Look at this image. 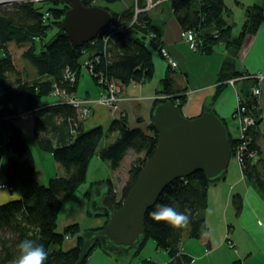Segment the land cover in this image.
<instances>
[{
  "label": "trees",
  "instance_id": "16d2710c",
  "mask_svg": "<svg viewBox=\"0 0 264 264\" xmlns=\"http://www.w3.org/2000/svg\"><path fill=\"white\" fill-rule=\"evenodd\" d=\"M106 1L116 5L120 3L117 4V0ZM49 2H44L49 5L45 8H40V4L33 1L0 3V86L3 88L0 94V172L3 131H6L10 154L6 161L7 181L2 183L6 185L3 188L12 187L9 190L18 194V197L0 204V264H11L18 255L17 245L24 239L43 244L48 253L44 264H74L82 253L84 242L102 231L107 221L102 227L88 230L81 231L79 224L73 223L66 226L64 231H58V216L62 208L61 191L75 190L86 180L90 160L95 154L110 160L117 168L131 149L138 154L137 162L132 164L127 182L121 191L117 193L108 188L99 192V197L92 201V204L98 205L105 213L106 207L101 203L103 196L108 193L111 200L116 198L115 204L120 207L158 141L157 131L151 122L152 133H148L140 127L129 126L127 116L121 114L120 118L114 119L110 124V130L117 131L118 135L110 143L100 147L105 134L104 127L99 125L84 130L77 125V132L74 133L71 119L76 124L81 117L77 106L74 107L64 94V98L54 99L52 104L40 106V102L42 96L51 94L55 87L68 95L76 93L82 74L81 60L86 54L91 57V62H95L94 76L91 75L97 84H100L97 73L103 78L106 77L107 81L115 80L123 85L130 84L131 81L141 83L150 79L154 73L152 51L159 49L161 52L164 45L160 37L161 26L148 15L147 10L138 12L136 18L134 7L130 6L126 10L114 12L113 17L114 20L124 23L132 22L133 29L128 33L117 32L113 35L106 52L103 50L104 40L99 35L83 46H76L61 26V20L69 7L66 1ZM84 2L92 4L98 1ZM168 3L183 29L196 32L203 52H209L218 42L226 45L228 54L220 72L221 78L226 80L228 77L246 73L235 67L236 58L244 46V39L242 35L234 36L232 25L224 19L227 8L225 0H169ZM246 11V31L255 32L260 21H264L263 1L253 2L247 6ZM45 12L50 13L47 19L44 18ZM96 54L101 58L94 56ZM28 62L36 71V77L31 79L26 75ZM67 69L76 74L75 81L67 76ZM163 81L161 92L175 102L178 100V105L182 106L186 98L182 94L185 92L184 87H180L169 77ZM255 85L256 82L247 87L248 100L242 98L249 110H252L255 122L247 126L242 135L239 132V123L238 135L234 136L230 130L228 133L233 154L237 155L238 147L243 143L240 159L238 158L243 175L264 195V112L258 109L257 97L249 93L250 86L252 91V86ZM163 100L158 98L154 103ZM32 112L37 120L35 136L40 148L52 152L54 159L63 168V174L53 176L47 183H43L36 174L35 154L17 120L21 114ZM235 118L237 119L236 115ZM223 121L225 122L224 118ZM44 129L47 131L41 134L40 131ZM144 151L142 158L139 154ZM212 184L215 183L210 182L202 170L168 184L156 203L146 212L145 236L138 243V247L134 248L135 252L142 248L148 237H152L157 246L167 249L174 258L181 259L179 243L183 236V227L155 222L149 214L155 210L157 204L173 207L188 215L191 233L202 238L207 234L204 209L208 205L207 193ZM90 191H86L87 196L92 193ZM118 195H121L119 199ZM234 199L236 208L240 209L242 198L236 194ZM70 234L76 235L77 240L73 245L65 247V241ZM98 245L107 248L110 253L123 252L115 250L106 240L93 241L89 247L90 252ZM89 255L83 264L87 263ZM137 264L160 263L148 257ZM233 264H243V261L238 259Z\"/></svg>",
  "mask_w": 264,
  "mask_h": 264
},
{
  "label": "crops",
  "instance_id": "0c3cea01",
  "mask_svg": "<svg viewBox=\"0 0 264 264\" xmlns=\"http://www.w3.org/2000/svg\"><path fill=\"white\" fill-rule=\"evenodd\" d=\"M146 1L147 0H140L137 4L145 6L144 4ZM160 1L154 0L155 5H151L150 8L146 10L148 11V15L161 26L160 37H162V42L168 49L171 57L177 61V65L171 66L168 59L160 50L154 49L152 51V59L154 62L153 75L150 79L141 81V83L131 81L132 83L125 84L122 91L124 98L119 100L118 108L108 107L99 102L92 105V112L88 114L86 118L81 117L74 127H72V130L76 133L75 127L77 125L84 130L90 129L93 125H101L104 127L106 135H108V139H102L100 147L107 145L118 135L117 131L110 130V124L114 119L120 118L121 114L127 116L129 126L140 127L142 130L144 129L146 132L152 133V129L150 128L152 119L151 113L155 105L154 102L157 99L156 97L163 88V80L166 77L175 80L180 87H184L185 92H182V94H184L186 98L181 108L185 115L191 117L197 116L205 107L211 106L218 115L220 114L225 122H227L228 130L230 124H234L236 127L234 136L238 135L237 126L239 122H237L235 118L234 110L236 109L240 97L248 100V93L245 89H247L249 85L245 83L249 82L251 85V81L240 79L235 82V84L230 82L227 83V79L224 80V78H221L220 72L228 54L226 45H224L223 42H218L209 52L193 50L189 46L187 40L181 36L183 27L176 20L171 4ZM233 1H235L236 4L232 3L229 5L226 2L227 8L224 16L227 23L232 25V34L234 33V28L237 23L235 16L232 15L233 12L231 7L237 5L239 9H242L245 13L246 21L247 6L258 0ZM262 1L264 3V0ZM132 2H134V6L137 5L136 0H123L120 2V5L113 4L112 2L108 4H110L115 11H123L130 6L134 7ZM245 33V35H242L241 32L238 34L242 35L244 46L241 48L236 58L235 67L237 70L244 72L264 73V21H260L255 32L245 31ZM233 35L236 36L235 34ZM85 71H81L82 74L80 77H82ZM256 83H258L259 87L262 89L260 95L256 98L258 99V109L264 112V78H261ZM100 90L101 86L97 84L92 77V79L86 78L83 84H81L80 91L76 90L77 92L75 94L82 97H87V95L96 97ZM249 90V93H251V86ZM42 97L40 106L52 104L54 100L51 94ZM17 120L22 131L25 133L27 142H29L32 148V152L35 154L36 174H38L39 179L43 183H47L53 176L63 174V168L60 162L53 160V153L42 150L38 144L35 136L37 120L35 119L34 113L24 114ZM46 131L47 130L44 129V131L41 130L40 132L44 134ZM33 144H35V146H33ZM36 149L37 152H39L40 159L36 157ZM130 151H132V153L135 152L130 149L128 153H130ZM2 154L0 183L7 181L5 172L7 168L6 157L8 159L10 154L8 148L6 150L2 148ZM95 155L99 156L98 154ZM102 160L105 163L102 170L105 171L109 177L105 178L99 176L89 181L93 201L96 197H99V192L105 191L108 188L119 193L127 182L126 180L129 177L131 168L130 163L122 170L123 160L117 170L122 171V173L125 171V173H121L117 176V171L110 168V162L105 159ZM114 172L116 173V178L114 177ZM122 175H124V177H121ZM242 179L243 180L230 184L229 187L231 189L225 196L224 193L226 189L223 188V183L218 187L219 192L210 189L212 186L209 187L207 193L208 205L204 209L207 234L202 238L194 236L190 231V224L188 223L187 226H184L182 232L183 236L179 243V254L181 259L178 260L169 255V251L163 247L157 246L154 239L152 245H147L148 238L142 248L137 252L133 249L130 252H126L128 254L125 252L122 253L126 254L127 258L131 261H133L134 257L137 255L139 261L149 257L160 264H187V262L188 264H233L238 259H241L243 264H264V243L262 244L261 242H264V238H262L264 237V223L261 224L262 219H260L258 215L260 214V210L264 209V195L246 176L242 175ZM213 188H216V186ZM236 194L242 198L240 211H237L235 206L234 196H236ZM15 197H18L16 191L12 192L7 188L0 190V204L14 199ZM219 197L223 202L219 201ZM73 213L74 214L59 212L61 215L60 217L58 216V231H64L66 226L73 223H78L81 227V231L101 227L108 219L104 211L93 212L91 216H87V214L81 212V210L80 212L79 210H75ZM238 230L247 232V235H244L247 236L246 239L240 241L237 235ZM206 236H208V238H206ZM227 238H231L236 243L235 249L228 246L226 242ZM76 240V235L70 234L65 241V247L73 245ZM100 246H95L93 248L94 250L90 257H93L92 255L96 252L95 254L100 259L106 262L113 261V263L116 264L115 259H113L111 256L112 254L107 248L102 247V245ZM86 264H89L88 261Z\"/></svg>",
  "mask_w": 264,
  "mask_h": 264
},
{
  "label": "water",
  "instance_id": "95a60500",
  "mask_svg": "<svg viewBox=\"0 0 264 264\" xmlns=\"http://www.w3.org/2000/svg\"><path fill=\"white\" fill-rule=\"evenodd\" d=\"M69 6L61 20V26L76 46L92 41L113 20L116 12L112 6L84 0H65ZM246 22V21H245ZM246 22L241 31L245 35ZM151 123L157 131L156 148L144 166L120 207L108 193L101 205L108 215L106 227L89 237L82 253L74 264H83L93 241L106 240L123 252L138 247L145 236L146 212L153 206L164 188L178 178L202 170L210 182L226 178L232 157L231 140L223 117L211 107L191 117L183 113L181 106L172 98L158 101L152 110ZM72 127L75 120L71 119Z\"/></svg>",
  "mask_w": 264,
  "mask_h": 264
},
{
  "label": "rangeland",
  "instance_id": "374dc122",
  "mask_svg": "<svg viewBox=\"0 0 264 264\" xmlns=\"http://www.w3.org/2000/svg\"><path fill=\"white\" fill-rule=\"evenodd\" d=\"M50 0H39L38 2H35L36 4H40V8H45V6H49V5H47V4H44V2L45 3H47V2H49ZM99 3H105V4H108V3H110L109 1H106V0H97ZM116 1V0H115ZM114 1V2H115ZM118 2H117V4L119 3V2H122L123 0H117ZM161 1H164V2H168L169 0H161ZM160 1V2H161ZM229 5L230 4H236L235 3V1H233V0H225ZM259 1H261V0H259ZM247 2V1H246ZM133 3L134 2H132V5H133ZM49 4H51L50 2H49ZM113 4H115V3H113ZM119 5H120V3H119ZM134 6V5H133ZM235 6V5H234ZM136 7V6H135ZM236 7V8H235ZM235 7H231L232 8V15L233 16H235V18H236V23H237V25H236V27L234 28V33L233 34H235L236 36H238V34H240V32L242 31V29H243V26L245 25V13L242 11V9H239L238 7H237V5L235 6ZM113 8V7H112ZM247 12V11H246ZM248 13V12H247ZM176 17V16H175ZM53 30H54V28H53ZM52 31V30H51ZM56 30H54V32H55ZM182 33V32H181ZM181 36H182V34H181ZM195 50H201L200 49V47H198L197 49H195ZM202 51V50H201ZM163 54V53H162ZM27 65H28V70H27V72H26V75L27 76H29V79H31V78H33V77H36V71L33 69L34 68V66L31 64V63H27ZM250 74H256V76L255 77H250V78H243V79H247L248 81H251V84L252 85H254L255 84V82H257V81H259L261 78L263 79L264 78V73L263 72H249V75ZM258 74H261V78L260 77H258ZM235 76H237V75H235ZM86 78H90V79H92V76H91V74L90 73H87L86 71L84 72V74L82 75V77H80L79 78V81H78V88H77V90L78 91H80V87H81V84H83V82H84V80L86 79ZM229 78V77H228ZM228 80V79H227ZM237 81H239V80H237V78H236V80L234 81V83L235 82H237ZM80 82H81V84H80ZM130 83H132V82H130ZM236 84V83H235ZM246 85H250V83L249 82H246L245 83ZM256 85H258V83H256ZM245 89V88H244ZM245 90H247V89H245ZM3 92V88L0 86V94ZM77 92V91H76ZM52 94V93H51ZM78 94V93H77ZM49 95V94H48ZM47 95V96H48ZM160 95H162V97H159ZM164 95V96H163ZM50 97V96H49ZM51 97L53 98V99H55V98H57V96L56 95H54V93H53V96L51 95ZM87 97L89 98V99H97V97H98V94H97V96L96 97H91V96H88L87 95ZM166 97H168V95L167 94H165L164 92L163 93H159L158 95H157V99L159 98V99H164V98H166ZM51 98V99H52ZM124 98V96L123 95H121V98L120 99H123ZM52 99V100H53ZM176 102H178V100H176ZM94 103H97V102H94ZM93 103V104H94ZM119 103V102H118ZM118 103L116 104L117 106H114V107H112V108H118L119 107V105H118ZM179 103V102H178ZM92 104V105H93ZM104 105V104H103ZM109 107V106H108ZM111 107V106H110ZM236 108H237V106H236ZM235 111V110H234ZM94 126H97V125H93L92 127H94ZM91 127V128H92ZM229 130H230V133H232V134H235V131H236V127L234 126V124L232 123V124H230V126H229ZM4 132V136H3V141H2V145H1V148H3V149H7V148H5V147H7V133H6V131H3ZM108 135H106V133L103 135V139H108V137H107ZM33 146H35V144H33ZM36 148V147H35ZM263 148H264V145H263ZM36 152H37V149H36ZM129 152V151H128ZM127 152V154L122 158L123 160V167H122V170H124L130 163H131V166H132V164L134 163V162H137V155H136V153L135 152H133L132 153V151H130V153H128ZM51 155V154H50ZM139 155H141V157L142 158H144V155H145V151L144 152H142V153H140ZM36 157H37V159H40L41 157H40V155H39V152H37L36 153ZM52 157H53V155H52ZM6 160H7V157H6ZM53 160H55L54 159V157H53ZM105 160H108V159H105ZM91 162H90V164H89V169L87 170V172H88V174H87V177H86V180L77 188V189H75V190H63V191H61V193H60V195H61V199H62V208H61V210H60V212L61 213H70V214H74L73 213V211H75V210H79V212H80V210H81V212H84L85 214H87V216H91V213H93V212H100L101 211V209H100V207H98V205H94V204H92V201H93V196H92V193H89L90 194V196L88 195L87 196V194H86V191L87 190H89L90 191V180L91 179H93V178H98L99 176H103V177H105V178H107V177H109V176H107V174H106V172L105 171H103L102 169L104 168V166H105V163H104V161L101 159V157H99V156H97V155H94L93 157H92V159L90 160ZM109 162H110V165H111V167L110 168H112V169H114V170H116L117 171V176H119L121 173H122V171H120V170H117V168L122 164H120L117 168L116 167H114L112 164H111V161L110 160H108ZM229 168H228V171H227V174H226V178H223L221 181H218V182H216L214 185L212 184L211 186V188L210 189H212V190H216V191H218L219 192V186H221L222 185V183H223V188H225L226 189V191H225V193H224V196L229 192V190L231 189L230 187H229V185L230 184H232L233 182H236V181H239V180H243L242 179V175H243V173H242V169H241V165L239 164V159H238V157H237V155H235V154H233L232 153V157H231V159H230V162H229ZM115 173V172H114ZM123 173H125V171L123 172ZM122 173V174H123ZM116 176V173H115V175H114V177L116 178L117 177ZM244 176V175H243ZM114 177H112V178H114ZM121 177H124V175H122ZM114 178V179H115ZM214 186H216V188H213ZM101 189V188H100ZM100 189H97V190H100ZM121 191V190H120ZM119 191V192H120ZM91 192V191H90ZM115 192V191H114ZM96 194V193H95ZM220 195V194H219ZM121 197V195H118V199ZM219 199V201L220 202H223L222 201V199H220V197L218 198ZM237 211H240L239 209H236ZM80 214V213H79ZM60 215L61 214H59V217H60ZM259 215V217H260V219H262V222H261V224H263L264 223V209H261L260 210V214H258ZM102 227V226H101ZM92 229V228H91ZM247 232H245V231H243V230H238V232H237V235H238V237H239V239H240V241H242V240H244V239H246V237L247 236H244V235H247L246 234ZM250 238H252V237H250ZM262 238H264V237H262ZM261 241V240H260ZM226 242H227V244H228V246L229 247H231V248H236V243L231 239V238H227L226 239ZM262 242V244L264 243L263 241H261ZM152 245L153 244V238L152 237H148V241H147V245ZM98 246H100V245H98ZM227 246V247H228ZM97 247V246H96ZM101 247V246H100ZM98 249H100V248H98ZM97 249V250H98ZM94 250V249H93ZM93 250L91 251V252H89V258H88V263L89 264H114L113 263V261H105V260H103V259H100L95 253L96 252H94V254L92 255L93 257H90L91 256V253L93 252ZM108 250V249H107ZM112 255V257H113V259H115V261H116V264H137L138 262H140L139 261V258H138V256L136 257H134V260L133 261H131V260H129L128 258H127V255L126 254H128V253H126V254H123V253H120V252H115V253H111Z\"/></svg>",
  "mask_w": 264,
  "mask_h": 264
},
{
  "label": "built area",
  "instance_id": "2783aa9c",
  "mask_svg": "<svg viewBox=\"0 0 264 264\" xmlns=\"http://www.w3.org/2000/svg\"><path fill=\"white\" fill-rule=\"evenodd\" d=\"M8 2H14L16 0H7ZM19 1H33V2H38L39 0H19ZM138 0H136L137 2ZM140 1V0H139ZM160 1V0H159ZM156 2V1H155ZM154 0H147L145 2V6H141L138 5L135 8L134 11V16L137 18V14L138 12L142 11V10H146L149 9L150 6L155 5ZM50 15L49 12H45L44 14V18H48V16ZM132 22H127L124 23L122 21L119 20H113L107 27H105V29L103 31L100 32L99 36L102 37V39L104 40V44H103V50H105L106 52V48L109 46V44L111 43V38L113 37V35H115L117 32H121V33H128L131 29H133V27H131ZM182 36L187 40L189 46L194 50L197 49L198 47H200L201 45V41L198 38V35L196 34V32L194 30H186L183 29L182 30ZM161 52L163 53V55L168 59L169 63L171 66H175L177 65V61L171 57L168 49L163 45L161 47ZM97 58H101L100 55L96 54L94 55ZM95 57V58H96ZM91 57L89 55L86 54L85 57L82 58L81 62H82V70H86L88 73L93 74L94 72V68H95V62H91ZM68 75H67V74ZM66 75L70 76V79L72 81L76 80V74H74L73 72H71L70 70H66ZM97 75H99V85L101 86V90L98 93V97L97 99H89L88 97H82L79 95H68L65 91L62 92L58 87L54 88V91H52V96L53 93L54 95L57 96L56 99H61V98H68L69 102L72 103V105L74 107L77 106L78 111H79V115L80 117H85L90 114L93 110V106L92 104L94 102H99L101 104H104L106 106H117L116 104L119 102V100H121V95H123L122 91H123V87L124 85L121 83H118L115 80H110L107 81L106 77L103 78L101 77L100 73ZM94 76V74H93ZM96 76V75H95ZM256 74H250L249 72H246L245 74H239L237 76H232L229 77L227 82L229 83H234V81L236 80H240L241 78H250V77H255ZM258 77L261 78V74H258ZM262 89L259 87V85H255L252 86V91L251 94L255 97H258L261 93ZM64 94V97H63ZM164 96V95H163ZM159 97H162V95H160ZM163 98V97H162ZM244 99H242L240 97L239 102L237 104V108L235 109V115L238 119L237 122H239V132L242 135L245 130V128L249 125H252L255 122V118L253 116L252 110H249V108L246 106V104L244 103ZM24 114H21V116H23ZM241 143V141H240ZM243 143L241 144V146L238 147L237 150V155L238 158L240 159V155L242 153L243 150ZM255 153V152H254ZM254 153H252L254 155ZM2 186L6 187L5 183L1 184ZM9 189L12 190V187L7 186Z\"/></svg>",
  "mask_w": 264,
  "mask_h": 264
},
{
  "label": "clouds",
  "instance_id": "9594fccd",
  "mask_svg": "<svg viewBox=\"0 0 264 264\" xmlns=\"http://www.w3.org/2000/svg\"><path fill=\"white\" fill-rule=\"evenodd\" d=\"M5 2L8 1H0L4 4ZM138 2L140 1L138 0L136 4ZM135 8L134 6V11ZM0 190H3L2 185H0ZM149 215L155 222H165L173 227H184L188 224V215L184 212H178L168 205L157 204L155 210ZM17 251L18 255L11 261V264H44L48 256L43 244L35 243L29 239L20 241L17 245Z\"/></svg>",
  "mask_w": 264,
  "mask_h": 264
},
{
  "label": "flooded vegetation",
  "instance_id": "af4514ba",
  "mask_svg": "<svg viewBox=\"0 0 264 264\" xmlns=\"http://www.w3.org/2000/svg\"><path fill=\"white\" fill-rule=\"evenodd\" d=\"M49 16H50V15H49ZM49 16H48V17H49ZM46 19H47V18H46ZM243 72H244V71H243ZM112 201H113V202H114V204H115V201H117V200H116V198H115V199H113Z\"/></svg>",
  "mask_w": 264,
  "mask_h": 264
}]
</instances>
